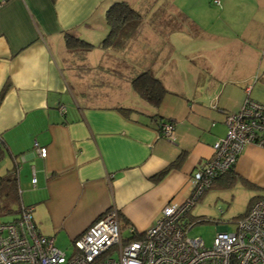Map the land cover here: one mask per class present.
I'll return each mask as SVG.
<instances>
[{
    "label": "crops",
    "instance_id": "obj_1",
    "mask_svg": "<svg viewBox=\"0 0 264 264\" xmlns=\"http://www.w3.org/2000/svg\"><path fill=\"white\" fill-rule=\"evenodd\" d=\"M115 1L0 0V162L15 171L19 195L29 192L25 202L37 230L63 246L113 206L125 233L152 226L165 204L189 195L196 170L225 134V115L236 112L254 88L245 86V97L234 102L217 95L197 98L195 87L206 73L204 90L212 93L215 72L210 74L204 62L192 64L183 49L178 50L182 59L173 56L170 72L157 70L167 88L157 106L132 98L127 83L113 84L109 96L91 94L86 83L93 78L79 75L74 63L64 60V33L75 32L93 43L86 61L90 54L97 56L95 64L89 63L103 64L98 75L114 79L106 73L114 66L105 57L111 51L98 44L108 31L105 11ZM128 1L135 6L138 0ZM177 33L169 36L173 47L182 42L178 39L184 33ZM185 67L194 69L186 84L190 87L172 88L168 80ZM252 99L264 103V95ZM117 105L132 108L121 113ZM151 113L172 122L173 140L159 134ZM34 142L46 147L45 154L38 153ZM232 174L236 179L229 187H211H240L248 207L251 198L264 195V148L244 146Z\"/></svg>",
    "mask_w": 264,
    "mask_h": 264
},
{
    "label": "built area",
    "instance_id": "obj_2",
    "mask_svg": "<svg viewBox=\"0 0 264 264\" xmlns=\"http://www.w3.org/2000/svg\"><path fill=\"white\" fill-rule=\"evenodd\" d=\"M224 123L225 134L213 142L211 158L196 170L189 195L165 204L152 226L139 232L129 228L124 235L113 206L65 246L71 249L67 254L37 230L32 208L21 205L17 218L0 221V264H264V195L235 218L232 230L217 231L211 246L186 234V211L213 178L228 170L247 144L264 148V103L246 96L236 112L225 115ZM161 132L174 139L171 123H161ZM33 145L45 154L46 147Z\"/></svg>",
    "mask_w": 264,
    "mask_h": 264
},
{
    "label": "rangeland",
    "instance_id": "obj_3",
    "mask_svg": "<svg viewBox=\"0 0 264 264\" xmlns=\"http://www.w3.org/2000/svg\"><path fill=\"white\" fill-rule=\"evenodd\" d=\"M169 1L183 10L203 32V37L200 38L186 36L185 32H181L184 34L179 35L183 37L178 40L182 42L173 47V56L182 59L178 50L188 49V58L192 59V64L200 66L204 62L208 65L210 74L215 72L212 93L208 91L206 94L207 91L204 90L208 77L206 73L195 87L196 94L200 96L197 98H213L217 95V98H233L234 102L235 98L245 97L244 87L248 84L254 87L248 95L250 98H258V94L264 95V0H156L158 4ZM170 41L173 42L171 39ZM139 50H134L133 53H140ZM96 57L90 54L88 62L95 64L98 61ZM199 70L203 71L201 68ZM193 71L194 69L185 67L167 83L172 88L186 90L190 87L186 84L191 81ZM167 96L175 98L173 95ZM132 98L139 97L133 95ZM6 169L3 162H0V174ZM243 192L235 185L225 189L208 188L190 208L192 216L200 218L202 215L201 219L205 220L189 225L186 234L200 238L205 246H211L216 232L225 228L232 230L235 217L246 210L248 198ZM28 193L24 191L19 195L20 205H26ZM19 204L18 198L8 201V208L0 210V221L17 218ZM187 218L183 222H187ZM54 244L66 249L57 239ZM70 252L71 249L67 248L66 253Z\"/></svg>",
    "mask_w": 264,
    "mask_h": 264
},
{
    "label": "trees",
    "instance_id": "obj_4",
    "mask_svg": "<svg viewBox=\"0 0 264 264\" xmlns=\"http://www.w3.org/2000/svg\"><path fill=\"white\" fill-rule=\"evenodd\" d=\"M156 3V0H138L134 6L128 0H119L107 7L105 22L108 31L98 45L111 51V53H106L105 57L107 60L112 59L114 66L106 68L111 71L110 73L106 71V73L114 76L115 81L98 75L104 66L103 64L94 67L86 61V55L94 46L93 43L79 37L75 32L64 33V47L68 52L64 60L69 65L74 63L75 70L79 75L87 73L93 78L86 83L89 84L88 90L91 94L96 95L99 91L100 94L109 96L113 84L120 82V84L127 83L132 93L147 101L148 104L157 106L160 103L167 93V88L163 84L161 73L157 74V70L159 71L164 67L163 70L170 72L175 65L174 48L169 38L170 34L185 32L194 38H200L203 37V32L195 21L191 20L183 10L170 1L168 3ZM148 28L150 31H147ZM137 49L140 53H133ZM1 95L2 91L0 92ZM115 108L121 113H126L132 107L117 105ZM150 121H153L162 137L164 136L161 132V123L172 124L171 121L163 120L154 113L150 114ZM2 152L3 148L0 147V159ZM233 165L225 172L217 174L208 188L214 185L226 187L232 185L236 179V176L232 174ZM167 169L168 167L162 170L158 177L163 175ZM221 178L222 180L218 182V179ZM244 184L247 185L248 182L244 181ZM208 188L197 197L196 201ZM17 198L19 204V189L15 171L7 169L6 172L0 174V210L7 209V202L15 201ZM255 199L256 197L251 198L247 209L235 218L243 216ZM21 205L19 204V209ZM190 208L186 214H189ZM188 217L191 218L187 221L189 225L205 220L201 219L202 215L200 218L191 214Z\"/></svg>",
    "mask_w": 264,
    "mask_h": 264
}]
</instances>
